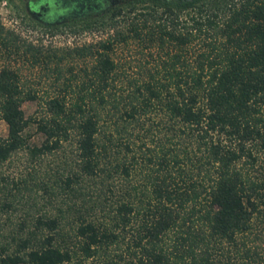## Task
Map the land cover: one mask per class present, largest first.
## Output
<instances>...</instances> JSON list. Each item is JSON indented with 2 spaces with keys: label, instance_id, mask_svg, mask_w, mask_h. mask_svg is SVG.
I'll list each match as a JSON object with an SVG mask.
<instances>
[{
  "label": "trees",
  "instance_id": "trees-1",
  "mask_svg": "<svg viewBox=\"0 0 264 264\" xmlns=\"http://www.w3.org/2000/svg\"><path fill=\"white\" fill-rule=\"evenodd\" d=\"M44 26L97 34L56 46L0 21V163L29 161L0 173L7 219L27 195L0 264H264V0H101ZM65 144L64 166L32 182Z\"/></svg>",
  "mask_w": 264,
  "mask_h": 264
},
{
  "label": "rangeland",
  "instance_id": "rangeland-1",
  "mask_svg": "<svg viewBox=\"0 0 264 264\" xmlns=\"http://www.w3.org/2000/svg\"><path fill=\"white\" fill-rule=\"evenodd\" d=\"M90 2L91 0H86ZM97 5H101V0H93ZM27 0H0V21L5 27L13 28L15 31L20 32L23 36H26L32 40L41 41L43 44H52V45H63L71 44L74 42H82L92 40L96 36V31H82V32H71L67 29H58L57 31L50 32L48 28L44 26L47 23L61 24L62 22L67 21L72 16H80L81 14H74L72 16L62 17L54 21H45L42 19L36 18L27 8ZM92 12V11H91ZM129 48H124L121 55L126 56L127 54L131 56ZM11 58L10 62L20 63V58L15 59ZM15 59V60H14ZM6 57L0 55V63L6 62ZM23 74L32 80H37L38 83L36 86L43 88L44 90H51L49 85L52 81V75L50 73H45L42 68L39 66L28 69L26 65H23ZM21 108L23 109L24 115L29 116L33 115L36 108V102L34 100H25L21 103ZM6 124L3 120L0 119V135L6 136ZM25 135L27 136L28 143L38 144L42 139V134L36 130L33 123H29L24 129ZM72 146L65 144L62 148L53 151L44 156V158L34 165V178L32 182L36 184H41L42 180H46L50 173H54L56 169L64 166V159L67 153H70ZM29 166L28 155L25 150L19 149L11 154L8 160L0 163V173L4 176H7L9 179L17 180L22 177H26V169ZM33 173V172H32ZM31 181H28L30 183ZM35 184V183H33ZM9 188L15 193L13 184H8ZM35 190V194L41 198V189L38 188ZM16 189V188H15ZM21 190V189H20ZM25 190V189H24ZM34 190V189H33ZM33 193V191H32ZM2 195V194H0ZM20 195V193H18ZM20 203L16 205L15 209L9 211V217L7 219L6 213H0V227L4 225L9 220H12L13 223L17 222L20 215H22L23 209L26 207V194L23 193ZM4 231V230H2ZM0 230V238H1ZM3 234V233H2ZM24 264V263H20Z\"/></svg>",
  "mask_w": 264,
  "mask_h": 264
},
{
  "label": "flooded vegetation",
  "instance_id": "flooded-vegetation-1",
  "mask_svg": "<svg viewBox=\"0 0 264 264\" xmlns=\"http://www.w3.org/2000/svg\"><path fill=\"white\" fill-rule=\"evenodd\" d=\"M27 8L38 19L54 21L74 14H87L97 9L93 0H27Z\"/></svg>",
  "mask_w": 264,
  "mask_h": 264
}]
</instances>
